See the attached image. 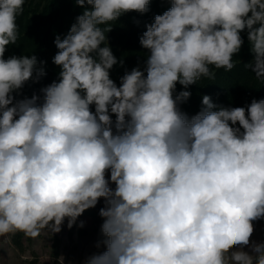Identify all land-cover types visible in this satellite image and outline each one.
I'll return each instance as SVG.
<instances>
[{
	"label": "clouds",
	"instance_id": "9594fccd",
	"mask_svg": "<svg viewBox=\"0 0 264 264\" xmlns=\"http://www.w3.org/2000/svg\"><path fill=\"white\" fill-rule=\"evenodd\" d=\"M25 2L0 0V237L72 228L103 199L106 250L85 264H264V243L250 239L264 219V99L214 110L204 95L189 118L177 105L191 93L173 95L214 79L213 67L231 71L244 31L245 66L264 78V0H170L140 38L144 70L119 86L106 33L150 0H75L91 7L57 36L59 81L42 104L12 95L45 75L36 56L4 58Z\"/></svg>",
	"mask_w": 264,
	"mask_h": 264
},
{
	"label": "trees",
	"instance_id": "16d2710c",
	"mask_svg": "<svg viewBox=\"0 0 264 264\" xmlns=\"http://www.w3.org/2000/svg\"><path fill=\"white\" fill-rule=\"evenodd\" d=\"M90 7L85 5L82 8L75 0H26L23 13L17 17L19 32L17 43L7 46L4 58L35 55L36 67L37 69L42 67L45 75L38 77L34 72L33 78L12 94L15 98L14 102L31 99L35 95L39 98L37 104H42V89L53 81H59L61 69L53 63V58L59 51L55 40L57 36L63 39L71 26L76 23L77 17L83 14L85 8L90 9ZM170 7V0H150L147 12H127L112 22L111 31L106 33L105 43L111 48L118 61L110 70V78L117 86L126 72L137 67L144 70L149 53L141 46L140 38L146 31V26L154 22V17L163 14ZM241 36L244 43L240 51L233 56L235 66L231 71L213 67L214 79L202 77L187 89L177 83L174 97L184 90L191 93L186 101L178 102L177 105L178 109L189 118L204 107L202 105L204 95H208L212 103L217 106L214 110H218L219 107L246 108L253 99H264V78H257L251 68L245 66L253 61L247 31L242 32ZM91 110L95 111L94 105L91 106ZM112 120L115 121V115H112ZM261 220L264 235V219ZM24 235L25 233L19 231L12 233L13 243L20 249L24 248ZM53 248L55 258H58L60 240L57 235L54 238Z\"/></svg>",
	"mask_w": 264,
	"mask_h": 264
},
{
	"label": "rangeland",
	"instance_id": "374dc122",
	"mask_svg": "<svg viewBox=\"0 0 264 264\" xmlns=\"http://www.w3.org/2000/svg\"><path fill=\"white\" fill-rule=\"evenodd\" d=\"M111 187L114 188L115 185L112 184ZM102 207L103 199L96 207L85 210L72 228H68L66 219L58 233L52 234L43 229L36 237L25 234L23 249L14 245L12 233L0 237V264H85L88 257L106 250L103 244L105 237L101 232L103 218L99 215ZM81 222L83 227H80ZM253 225L251 244L264 243L262 220L254 221ZM55 235L60 240L58 258H55L53 248ZM251 244L244 250L251 252Z\"/></svg>",
	"mask_w": 264,
	"mask_h": 264
}]
</instances>
